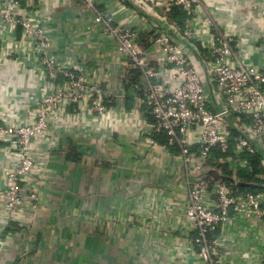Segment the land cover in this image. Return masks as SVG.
<instances>
[{
  "label": "built area",
  "instance_id": "built-area-1",
  "mask_svg": "<svg viewBox=\"0 0 264 264\" xmlns=\"http://www.w3.org/2000/svg\"><path fill=\"white\" fill-rule=\"evenodd\" d=\"M81 1L115 43L126 73H139L135 88L141 92L136 98L141 109L135 110L134 123L139 143L149 151L146 158L169 172L155 154L163 152L184 176V199L174 213L184 215L186 229L166 234L184 241L193 263L264 264V46L259 62L243 55L203 0H157L162 6L157 12L136 0L151 28L142 32L100 10L96 0ZM175 7L186 15L183 28L168 18ZM201 26L210 30L209 42L199 39ZM52 48L53 33L42 16H32L22 0H0V66L22 61L38 92L30 99L0 90V253L7 230L26 227L37 216L47 178L45 158L70 124L107 130L122 122H112L109 105L123 97L108 94L91 68L62 62ZM254 159L262 173L255 174ZM241 175H254L255 181H242ZM159 210L156 205L152 214L132 220L153 232Z\"/></svg>",
  "mask_w": 264,
  "mask_h": 264
},
{
  "label": "crops",
  "instance_id": "crops-1",
  "mask_svg": "<svg viewBox=\"0 0 264 264\" xmlns=\"http://www.w3.org/2000/svg\"><path fill=\"white\" fill-rule=\"evenodd\" d=\"M124 1L96 0V4L140 32L151 31L148 17L135 6L137 1ZM143 1L150 11L162 8L157 0ZM203 2L212 19L239 42L243 55L259 62L264 46V0ZM22 3L32 16L45 19L53 33V53L62 62L91 68L108 94L123 97L109 105L112 122L119 118L122 122L107 130L72 122L57 138L45 158L47 178L37 216L26 227L13 225L7 230L0 264H197L184 253L185 244L178 235L166 234L167 229L175 234L178 228L186 229L184 215L174 213L177 205L181 210L184 199V176L178 175L172 159L163 152L155 154L171 171L155 166L146 158L148 149L138 141L134 120L138 118L135 110L141 109L136 100L141 92L135 88L141 82L139 73H126V62L114 53L115 43L100 30L94 13L81 0ZM17 35L20 38V31ZM198 36L202 42L211 40L205 26ZM4 65L0 66V90L7 96L22 93L34 99L38 93L35 78L24 72L22 61L13 59ZM142 110L150 119L146 107ZM22 113L28 116L29 108ZM156 205L161 210L154 220L155 230H141L132 219L152 214Z\"/></svg>",
  "mask_w": 264,
  "mask_h": 264
},
{
  "label": "trees",
  "instance_id": "trees-1",
  "mask_svg": "<svg viewBox=\"0 0 264 264\" xmlns=\"http://www.w3.org/2000/svg\"><path fill=\"white\" fill-rule=\"evenodd\" d=\"M168 18L172 21H177V25L180 26L182 24H184L185 20H186V15L185 13L183 12V10L179 7H175L171 10V12L168 13ZM158 139H160L162 141V143H166L167 140H166V137L165 136H160ZM215 157L216 158H219L220 157V153L219 152H216L215 154ZM254 164H255V174L257 173H262V170L258 167L260 162L257 160V159H254ZM225 169H227V167H224ZM242 181L243 179L246 181V182H254L255 181V178H254V175H241L239 177ZM258 184H263V182H260L259 180L257 181ZM248 189L250 190H257V189H260L261 186H249L247 187Z\"/></svg>",
  "mask_w": 264,
  "mask_h": 264
}]
</instances>
